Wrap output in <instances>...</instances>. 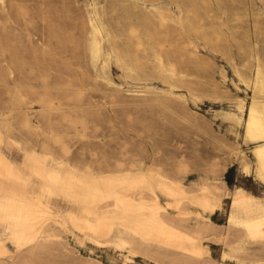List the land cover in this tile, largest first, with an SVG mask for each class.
Segmentation results:
<instances>
[{
  "label": "rangeland",
  "instance_id": "1",
  "mask_svg": "<svg viewBox=\"0 0 264 264\" xmlns=\"http://www.w3.org/2000/svg\"><path fill=\"white\" fill-rule=\"evenodd\" d=\"M94 24L103 29L99 59ZM258 63L264 70V0H0L4 149L19 163L33 153L63 172L153 173L127 190L155 191L166 207L175 199L159 181L177 179L183 203L164 213L186 228L202 227L203 253L155 241L152 251L184 258L166 264H264V239H245L237 258L223 257L244 234L229 222L237 189L264 204L254 144L231 116L239 103L245 115L253 94L238 73L251 80ZM29 189L41 192L34 180ZM206 197L214 210L195 204ZM51 201L63 215L80 211L61 196ZM56 229L58 236L44 233L34 247L19 245L0 220V264H155L70 223Z\"/></svg>",
  "mask_w": 264,
  "mask_h": 264
},
{
  "label": "bare ground",
  "instance_id": "2",
  "mask_svg": "<svg viewBox=\"0 0 264 264\" xmlns=\"http://www.w3.org/2000/svg\"><path fill=\"white\" fill-rule=\"evenodd\" d=\"M101 38L103 29L99 24H94L93 54L98 59L103 55ZM238 75L247 87L251 86L252 100L245 115L244 105L239 103L237 107L240 113L231 116L243 123L244 137L254 144L255 176L264 183V70L258 63L251 80L240 73ZM5 143L6 136L0 127V220L7 224L17 244H32L34 247L39 244L42 234L58 236L56 226L70 223L95 242L113 243L117 247L127 248L131 253L149 256L155 264L184 258L169 257L159 249L152 251L150 248L154 241L160 247L180 248L196 255L203 253L197 243L203 238L202 227L186 228L164 213L167 207L180 208L183 203L182 197L186 191L177 179L163 176L159 181L161 192L175 199L169 201L166 207L153 190L148 195L127 190L128 187H141L149 183L155 176L153 173L89 176L76 169L65 172L58 167L47 169V159L33 153H25L22 163L12 159L4 149ZM244 165L249 171L250 164L245 162ZM32 180L41 188V192L29 189ZM237 190L232 199L229 222L240 227L244 234L236 245L229 244L231 251L224 252V258H237L236 253L243 249L245 239H264V204L244 188ZM205 191L208 190L205 188ZM59 196L80 204V211L68 210L66 215L60 213L51 201ZM215 202L206 197L195 204L214 210L217 207ZM50 224L55 226L47 230ZM5 252L4 244H0V254ZM127 258L132 260V257ZM253 261L262 260L256 258ZM239 264L250 263L240 261Z\"/></svg>",
  "mask_w": 264,
  "mask_h": 264
}]
</instances>
